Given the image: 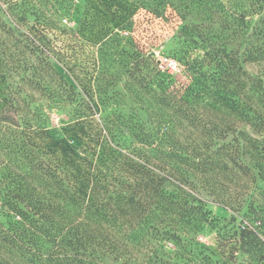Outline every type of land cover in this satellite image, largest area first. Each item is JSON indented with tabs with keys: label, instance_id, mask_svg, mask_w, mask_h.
<instances>
[{
	"label": "trees",
	"instance_id": "1",
	"mask_svg": "<svg viewBox=\"0 0 264 264\" xmlns=\"http://www.w3.org/2000/svg\"><path fill=\"white\" fill-rule=\"evenodd\" d=\"M141 1L140 5L135 0H86L85 8L96 11L101 20L105 39L99 49L100 60L111 55L114 60L119 59L122 67L127 64L125 58L140 57L143 50L134 48L131 37L122 33L133 32L132 18L139 8L158 15V6L151 8L150 0ZM236 1L241 5L225 7L222 0H190L186 7L200 18L177 25L173 39L178 46L193 43L203 51L192 58L179 48L174 51L176 59L188 66L190 85L179 86L172 76L153 67H148L142 78L133 80L158 101V109L170 111L172 117L193 122L196 117L183 105L195 100L208 103L213 109L224 108L235 121L247 125L255 136L244 131L234 133V123L228 120L221 128L216 123L206 128V147L215 148L209 149L205 162L208 169L218 171L234 167L247 174L254 170L255 177L264 180V75L253 77L242 67L243 62H264V0ZM13 2L8 10L16 15L18 4ZM73 9V16L83 23L81 18L87 13ZM62 10L68 12L69 8ZM215 14L222 15L225 23L211 20ZM207 19L209 23L205 22ZM9 20L0 5V32L6 35L0 38V72L19 70L21 81L52 101L78 100L79 94L54 70L44 44L31 42ZM234 35L240 38L237 49L221 42ZM149 59V53L143 52L141 60L148 65ZM209 63L220 67V76L216 71H201ZM8 87L7 93L0 89V264H102L105 253L139 264L129 245L145 257L146 264H178L166 252L158 255V247L162 250L164 246L160 241L173 243L176 259L226 264L216 257L223 254L181 237L179 233L184 231L180 223L158 227L172 214L186 218L183 226L199 225L200 221L194 218L200 208L187 200L189 180L184 174L176 175L170 168L166 175H159L158 167L148 160L144 164L131 162L132 173L143 181L138 197L132 193L127 197L117 195L107 203L98 202L93 186L85 198L43 157L27 135L32 127L48 131L43 105L31 100L22 85ZM165 184L175 187L183 197L169 191ZM203 212L202 216L206 213ZM249 213L259 224L240 226L238 250L248 260L234 264H264V213Z\"/></svg>",
	"mask_w": 264,
	"mask_h": 264
},
{
	"label": "rangeland",
	"instance_id": "2",
	"mask_svg": "<svg viewBox=\"0 0 264 264\" xmlns=\"http://www.w3.org/2000/svg\"><path fill=\"white\" fill-rule=\"evenodd\" d=\"M222 1L225 7L241 5L236 0ZM10 2L18 4L16 15L8 10ZM150 3L151 8L158 6V15L139 8L132 18L133 32L122 33L131 37L134 48L149 53L148 65L141 60L142 52L137 60L125 58L127 64L121 67L119 59L114 60L111 55L100 60L99 49L105 39L101 20L96 11L85 8L86 0H0L5 19H10L31 42L44 44L54 70L79 94V98L73 102L52 101L21 81L19 70L1 71L0 89L7 93L8 84H20L32 96L31 100L43 105L47 117L43 121L48 131L32 127L27 135L43 157L52 162L83 197L92 193L93 186L98 202L107 203L117 195L127 197L132 193L138 197L143 181H139L138 174L132 173L131 162L144 164L143 161L148 160L158 167L159 175H166L171 168L176 175L184 174L188 178L187 200L200 208L194 218L200 222L195 228L183 226L186 218L172 214L158 227L167 225L169 228L174 222L180 223L184 231L179 233L181 237L201 242L223 254L216 257L226 264L248 260V256L238 250V232L240 226L256 227L259 224L248 211L264 213V192H261L264 180L255 177L254 170L246 174L234 167L229 171L208 169L205 158L209 149L215 146L206 147V128L212 123L221 128L228 120L234 123V133L255 134L247 125L229 116L226 109H213L203 101L191 100V104L183 105L196 117L193 122L172 117L170 111L158 109V101L143 91L141 83L133 80V77L142 78L147 74V68L153 67L172 76L179 86L190 85L188 66L176 59L174 51L181 49L187 58L203 54L198 44L178 46L173 39L177 25L200 18L188 12L186 7L190 0H150ZM65 7L69 8L68 12L62 10ZM73 8L87 13L82 16L83 20L81 18L83 23L73 16ZM221 16L210 17L214 22L224 24ZM4 37L6 35L0 32V38ZM221 42L237 49L240 38L237 35L224 37ZM169 60L177 64L179 71L174 74L166 71ZM242 67L253 77L264 75V62H243ZM201 71L207 74L216 71L217 76L221 73L220 67L213 63L204 65ZM167 187L183 197L175 187ZM203 211L206 212L204 216ZM159 244L164 245L162 250L158 247L159 256L163 251L172 256L175 263L195 264L190 259L174 258L176 249L172 242L160 241ZM128 248L139 264H146L142 254L131 245ZM101 262L135 264L111 253H105Z\"/></svg>",
	"mask_w": 264,
	"mask_h": 264
},
{
	"label": "built area",
	"instance_id": "3",
	"mask_svg": "<svg viewBox=\"0 0 264 264\" xmlns=\"http://www.w3.org/2000/svg\"><path fill=\"white\" fill-rule=\"evenodd\" d=\"M166 71L170 74H174L177 71H179V67L177 66L175 62H173L172 60H169L167 61Z\"/></svg>",
	"mask_w": 264,
	"mask_h": 264
}]
</instances>
